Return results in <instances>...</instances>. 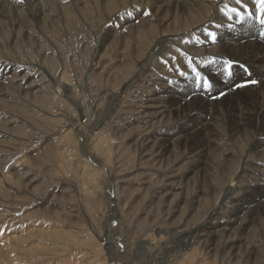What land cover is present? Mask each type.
Returning a JSON list of instances; mask_svg holds the SVG:
<instances>
[{
	"label": "rangeland",
	"instance_id": "374dc122",
	"mask_svg": "<svg viewBox=\"0 0 264 264\" xmlns=\"http://www.w3.org/2000/svg\"><path fill=\"white\" fill-rule=\"evenodd\" d=\"M84 1L85 4L81 6L82 10L78 12L68 7L67 0H55L51 4L52 10L45 12V18L42 17L39 23L34 18L31 19L25 11H18L19 17L17 18L14 11L9 12V16L0 13V56L31 64V81L36 84L35 93L24 96L23 99L20 97L17 106L9 104L3 100L4 96H0V99L2 98L0 112H3L0 119V177L6 172L4 170H7L5 174H8L13 173L16 167L18 169L16 175L18 179L13 180L11 184L0 183V264H69V262L76 264L78 261L80 264H88L90 260L93 262L90 261L91 264H106L104 258L106 256L108 260L110 254L107 248L112 247L113 244L116 245L114 238L110 237L109 229L115 226L120 215L121 222L125 223V233L129 232L138 240H145L147 235V243L159 244L167 238L166 232H170L173 226L191 225L202 219L223 193L227 181L241 172V160H243L241 158L247 147L246 139L240 138V143L234 146L230 144V147L229 142L225 141V139L228 140L225 132L219 130L218 141H221L211 148L212 150L209 149L210 153L215 151V154L208 153L206 171H199L195 174L190 169L189 180L183 179V189L177 192L171 191L166 195L165 190H162L166 186L165 180L156 179L153 187H147V189L135 183L138 181L132 178L138 173L140 166V150L135 147V142L144 128L140 123L130 124V120L126 117L129 118L130 113L139 105V99L136 98L140 96L137 85L129 87L123 93L122 97L124 96L125 99L121 104L122 109L115 111V115L113 113L103 125L104 128L99 127L93 134L97 136L93 154L102 159L104 164L108 163L109 169L99 168L98 163L90 159L92 155L88 152L84 153V149L81 148L84 139L82 136L89 134L95 121L92 113L94 108L89 107L90 102H93L91 100L97 101L94 102L96 105L99 104L98 107L101 109L108 107L112 99L111 95L126 89L141 62L152 53L155 37L166 28V26L165 28L159 27L157 16L153 17V10L156 9L155 0ZM208 1L215 2V0ZM129 11L133 13L132 16L128 15ZM171 12H168L162 19L169 20L170 28L178 30L187 21L177 11ZM168 16L170 19L165 18ZM17 19L25 24V27L20 30L14 28L17 25ZM12 23H15L13 27ZM129 25L131 27H127ZM233 29L234 31L239 30L238 28ZM190 33V31L184 33L180 36V40L182 41ZM113 34L114 37L118 35L113 42H107L105 46L101 45L107 36L112 37ZM186 41L190 39L187 38ZM177 54L178 52L176 53L173 49L170 55H156L151 60L152 65L156 69L161 68L162 73H168L166 67L174 69V66L180 63L181 58ZM164 59L169 61V64L161 66L164 64ZM54 79L62 82L63 85L60 87ZM84 107L87 108V112ZM6 109L10 112H5ZM11 120L13 124L10 123ZM108 124H112L113 127L111 128ZM83 128H87L86 133ZM104 137L107 139L103 140ZM231 148L236 149V153ZM182 153L184 151L178 149L175 155L166 158L160 164L162 169L170 171L179 169L181 175L187 173V170L189 172V167L192 168L194 164L182 157ZM85 160L87 162L89 160V163ZM261 160L263 161V158ZM255 162L253 161L252 166L258 165L264 170V165ZM84 164L91 165L87 167ZM110 168H113L111 173L114 175L120 173L119 181L121 179L131 180L114 186L109 180ZM84 170H89L91 174ZM251 171L249 172L252 174ZM88 175H90L89 180ZM29 176L33 178L31 182H29ZM79 181L81 186H79ZM90 182L93 183L89 185ZM84 184L87 185L84 186ZM257 194L264 195V189H259ZM114 200L119 202L118 211L120 209L115 214L111 208ZM176 206H178L177 212L174 213ZM263 215L264 211H261L255 218H252L253 220L251 219L252 227L249 232L242 234L238 230L231 234L235 236L234 238H243L244 246L248 247L250 252L251 250L256 252L262 250L260 252H263L262 254L258 253L262 256L264 254ZM225 238L227 239V236L223 241L226 240ZM95 250L98 255L95 254ZM144 250L141 249L140 254L130 257L129 262L138 264L140 261H145ZM200 251L201 249L196 248L195 256L198 259L202 256L204 260L205 257ZM93 256L100 258L98 260ZM74 258H77V261ZM206 258H208L207 261L211 260L209 256ZM215 260L217 261L215 264H224V262L229 264L228 261L223 262L219 258H214ZM244 260L243 257L242 262ZM212 261L208 263L211 264Z\"/></svg>",
	"mask_w": 264,
	"mask_h": 264
},
{
	"label": "bare ground",
	"instance_id": "6f19581e",
	"mask_svg": "<svg viewBox=\"0 0 264 264\" xmlns=\"http://www.w3.org/2000/svg\"><path fill=\"white\" fill-rule=\"evenodd\" d=\"M207 1L208 0H155L156 9L153 10V17L155 18L157 16L156 20L158 22L157 25H159V27L165 28L166 26V28L163 31L161 30V34H159V36L155 37L156 41L153 44V49L151 51L152 53L147 56L146 60L141 62L139 69L137 70L136 74L131 77L126 89L124 88L121 90V92L117 91L115 95H111L112 99L108 107L103 109L99 108V104L96 105L95 102L97 101H95L92 96L93 100L91 101L93 102H90L89 107L91 109L94 108V111L92 113L95 116V121L92 128H90V131L88 132L89 134H86V136L84 137L82 136V138L84 139L81 148L84 149V153L88 152L92 155V158L90 159H94L96 164L98 163L99 168H102L103 170H105L106 168L109 169L108 163H106L107 165L104 164V162H102V159L96 157L93 154V149H95V142L97 140V136L95 137V135L93 134L96 130H98L99 127H103V125L106 124V121L113 113L115 115V111L120 110L121 104L124 102L123 100L125 99L124 96L122 97L123 93H125L126 90L129 89V87H134L137 85V91L140 96L136 98L139 99V105L137 109L133 108L134 110L130 113L129 118L126 117V119L130 120V124H133L135 122L140 123L141 126L143 125L144 128L143 131H141L142 133L139 134L138 139H136V142L134 141L136 143L135 147L137 148V150H140V166L138 169V173L135 175L136 177L133 176L132 178V180L138 181L135 183H138L139 185H141L142 188L147 189V187H153L152 185L156 179H158V181L165 180L166 186L162 190H165L164 193H166V195H168L171 191L177 192L183 189V179H185V181L189 180V177L191 175L190 169L191 172H194L195 174H197V172L199 171H206L208 167V153H210L209 149L214 148L216 144L220 143L219 141H221H218L219 130H223L225 132L226 136L228 137V140L225 139V141L229 142V145H237L241 142L240 138L246 139L247 147L245 148L246 150H244L245 152L243 151L244 155L243 158H241L243 160L240 159L242 161L241 172L239 174L237 173V176L235 178L233 177L232 179H230V181H227V183L224 185L223 193L220 194L221 196L219 195L220 197L213 203V205H211L210 209L205 213V215L203 217L201 216L202 219L191 225L180 224L173 226V228H171V231L169 230L170 232H166L167 238L159 244L153 245L147 243V235L145 237V240H138L137 238H134V236L129 234V232L125 233V223L121 222L122 217H120V215V219L118 218L116 220V223L114 224L115 226L109 229L110 237L114 238L116 245L113 244V246L115 245V249L113 248V246L107 248L108 251L110 250V254L108 255V260H106V256L104 255V262H106V264H137L131 261L129 262V258L133 257L134 255L140 254L141 249H145L144 252L146 260L140 261V263L138 264H210L208 262L212 261V258L213 261L214 258H219L223 262L228 261L229 264H264V254L263 256L258 254L262 251L258 250L260 247L256 249L259 252H256L255 250H251L250 252V249L244 246L245 240L243 238L237 239L234 238L235 236L231 235L232 233L238 230L242 234L245 232H249L252 227L251 219L255 218V216H257L261 211H264V195L257 194L259 189H264V170L260 169L258 165L256 167L252 166L253 161H256L255 163L257 164L264 165V35L261 34L264 29H262L258 24H254L252 21H248L243 25L239 23H233V26L229 28V22L223 16V13L219 11V9L223 7V4L225 2H229V0H215V2L211 1L212 3ZM53 2H55V0H23V2H21V0H0V13L9 16V12L14 11V13H16L17 18L19 17L18 11H25L31 19L34 18L39 23V21L42 20V17L45 18V12L52 10L51 4ZM66 3H69L68 7L79 12L80 10H82L81 6L85 4V1L67 0ZM139 5L141 4L139 3ZM171 11H177L187 21L186 24H182L178 30H176L175 28H170L171 23H169V20L162 19L168 12ZM165 18L170 19L169 16ZM14 24L15 23H12V27ZM16 24L17 25L14 26V28L17 30H20L21 28L25 27V24L20 23L19 19H17ZM217 24H221L223 25V27L217 29ZM127 27L131 26L129 25ZM233 28H238L239 30L242 29V31H234ZM205 29L217 31L218 43L212 44L210 41H206L203 44L195 43L196 37H203ZM187 31H190L191 33L186 35V37L183 38L181 41L180 36H182ZM115 37L117 38L118 35ZM115 37L114 34L112 35V37L107 36L103 40V44L101 45L105 46L107 42H113ZM187 38L190 39L189 43H185ZM182 42L184 44H182ZM173 49L176 51V53L178 52L181 58L179 63L181 69H186V61L184 60L182 53H187L189 56L195 57L196 63L201 67H203L201 63L202 60L212 58H215L218 62H222L224 59L237 60L240 62V65H243V67H236L231 77H225L223 75L213 76V88L209 93L206 90L197 88L195 86V83L191 78L190 70L189 77H181L175 70V68L170 71L169 67H163L168 71V73L164 74L160 70L161 68L156 69L152 65L151 60L156 55H170V51H173ZM164 65L165 64H162L161 66ZM214 67H219V63L214 65ZM31 72V64L22 61H14L6 57L4 58V56H0V96H4L3 100L7 101L9 104L16 105L20 97L21 99H23L24 96L32 95L33 93H35L34 87L36 86V84L34 83V81H31ZM249 80H257L258 83L247 84V81ZM55 81L59 84V86L63 85L62 82L57 80ZM66 98H68V96H66ZM85 111L87 112V108H85ZM5 112L10 111H7L6 109ZM13 112L14 110L12 111V113ZM2 113L0 115V119L2 118ZM4 119L7 120V118ZM10 123L13 124L12 120ZM112 127L113 126H111V128ZM83 129L84 132L87 131V128ZM100 136L101 135H99V137ZM105 138L106 137H104L103 140L107 139ZM100 139L102 138L100 137ZM178 149L184 151V153H182L181 155L182 157L187 158L189 162H191V164H194L192 168L189 167V172L187 170V173H182V175L179 173V169H174L170 171L167 169H162L160 165L161 162H164L166 158L170 157L171 155H175ZM233 150L234 148L232 149V151ZM90 154L88 155L90 156ZM210 154H215V151L214 153ZM262 158L263 161L261 160ZM103 159L105 160V157H103ZM8 160L10 159L8 158ZM106 160H108V158ZM86 163H89V160L88 162L86 161ZM84 165L87 166V164ZM90 165L91 164H88L87 167H89ZM84 168L86 169V167ZM15 169L13 173L8 174H5L7 170H4L6 172L4 174L2 173L0 177V183L3 184V182H8L11 184V182L17 178L16 175L18 173V169ZM112 169L109 171L110 175H107L110 176L109 180H111V183L114 186H117L120 183H127L129 180H131L121 179L119 181V176H121L120 173L117 172L119 173V175H114L113 173H111ZM84 171H88L91 174L89 170ZM249 171H251L252 174ZM89 177L90 175H88V180ZM28 179H30L29 182L33 180L32 176H29ZM94 182L97 183V181ZM91 183L93 182H90L89 185H91ZM80 184L81 182L79 181V186L82 185ZM86 185L87 184H84V186ZM122 189L125 190V188ZM116 190H114L115 193H117ZM115 193L114 195L116 196ZM114 195L112 196L114 197ZM112 196H110V198ZM117 200H114L112 201L113 203H111L112 212L114 214L115 212L120 211V209L118 211V201L120 200ZM167 201H169V199ZM177 208L178 206H176L175 211H173L174 213L177 212ZM113 213L112 216H114ZM14 219L12 221H14ZM252 223H254V221ZM15 224L13 225L15 226ZM34 228L36 231L35 226ZM29 231L32 232V230ZM161 231L162 230L160 228V232ZM41 233L42 232H40V234ZM32 234H34V232ZM144 236H142V238H144ZM226 236L227 239L225 238L226 240L223 241L224 237ZM8 237H10V235ZM157 241L158 240H156V242ZM247 243H249V241ZM138 244L139 246H137ZM243 246L246 249L244 251ZM196 248L201 249L200 252L203 254V257H205L204 260L202 256L200 257L201 259H198V257L195 256ZM243 252H245V254H243ZM63 254L64 253H62V255ZM95 254L98 255L97 251ZM206 256H209L211 260L207 261L208 258H206ZM242 256L245 258L244 262H242ZM82 257L84 258V256ZM96 257L94 258L96 259ZM76 259L75 261H77ZM78 259L81 260V258ZM133 260L134 258L132 259V261ZM205 260L207 262H205ZM90 261L88 262L90 263ZM95 261L96 260H94V262ZM78 262L76 264H78ZM215 262L217 261L215 260L213 264H215ZM91 263L93 262L91 261Z\"/></svg>",
	"mask_w": 264,
	"mask_h": 264
},
{
	"label": "snow or ice",
	"instance_id": "6c2138e0",
	"mask_svg": "<svg viewBox=\"0 0 264 264\" xmlns=\"http://www.w3.org/2000/svg\"><path fill=\"white\" fill-rule=\"evenodd\" d=\"M23 2V0H21ZM223 13V16L227 19L228 27L231 28L233 23H239L241 25L248 21H252L254 24H258L262 29H264V0H229L225 2L223 7L219 9ZM133 13L128 12L131 16ZM150 15V13H148ZM223 27L221 24H217L216 28L219 29ZM264 35V31L261 33ZM206 41H210L212 44L218 43V33L211 29H205L203 37H196V44H203ZM190 41H186L189 43ZM184 60L186 61V69H181L179 63L174 67L175 70L181 77H189V70L191 73V78L195 83L197 88L211 92L213 88V76L223 75L225 77H231L235 68L240 65V62L233 59H224L222 62H218L215 58L204 59L201 61L203 67L196 63V58L189 56L187 53H182ZM175 59V58H174ZM219 63V67H214ZM165 65L169 64V61H164ZM173 70L172 68L169 69ZM257 80H249L247 84H257ZM245 86V85H241Z\"/></svg>",
	"mask_w": 264,
	"mask_h": 264
}]
</instances>
